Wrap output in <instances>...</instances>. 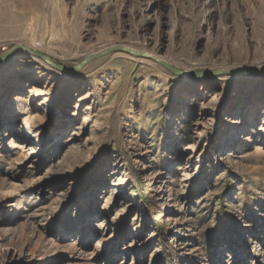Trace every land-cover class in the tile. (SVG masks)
I'll return each instance as SVG.
<instances>
[{"label":"rangeland","instance_id":"obj_1","mask_svg":"<svg viewBox=\"0 0 264 264\" xmlns=\"http://www.w3.org/2000/svg\"><path fill=\"white\" fill-rule=\"evenodd\" d=\"M16 46L0 264H264V0H0Z\"/></svg>","mask_w":264,"mask_h":264},{"label":"water","instance_id":"obj_2","mask_svg":"<svg viewBox=\"0 0 264 264\" xmlns=\"http://www.w3.org/2000/svg\"><path fill=\"white\" fill-rule=\"evenodd\" d=\"M17 48H19L18 46L14 47L12 49V51H9L8 53H5L3 55H0V61L1 60H4L6 59L14 50H16ZM26 51H29L30 53H34L36 55H39L47 64H49L50 66H53L55 67L56 69L58 70H61V71H65V72H76L77 70H79L81 67H83L88 61H90L91 59L95 58V57H100L102 55H105L111 51H114V50H126V49H122V48H116V47H113V48H110V49H107V50H104V51H101L99 53H96V54H93V55H90L88 56L87 58H85L84 60H82L78 65L76 66H73V67H65V66H61V65H57L55 63H53L49 57L41 54V53H38V52H35V51H31V50H28L26 48H22ZM132 52V51H130ZM164 66H166L167 68H169L170 70H172L174 73H176L177 75H180V76H185L186 73L185 72H180L176 69H174L173 67H170L168 66L166 63H163ZM261 70H255V71H252V70H246V69H235V70H230V71H225V72H229V73H240V74H245V73H256V72H259ZM216 73H219V72H213L212 74H216ZM202 73H195L194 75L195 76H199L201 75Z\"/></svg>","mask_w":264,"mask_h":264},{"label":"bare ground","instance_id":"obj_3","mask_svg":"<svg viewBox=\"0 0 264 264\" xmlns=\"http://www.w3.org/2000/svg\"><path fill=\"white\" fill-rule=\"evenodd\" d=\"M128 249V248H127Z\"/></svg>","mask_w":264,"mask_h":264}]
</instances>
